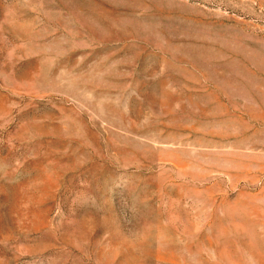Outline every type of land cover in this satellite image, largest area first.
<instances>
[{
	"label": "rangeland",
	"instance_id": "rangeland-1",
	"mask_svg": "<svg viewBox=\"0 0 264 264\" xmlns=\"http://www.w3.org/2000/svg\"><path fill=\"white\" fill-rule=\"evenodd\" d=\"M0 264H264V0H0Z\"/></svg>",
	"mask_w": 264,
	"mask_h": 264
}]
</instances>
